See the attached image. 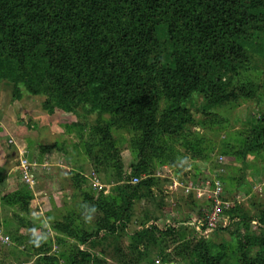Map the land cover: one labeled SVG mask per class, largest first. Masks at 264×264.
I'll use <instances>...</instances> for the list:
<instances>
[{
	"label": "rangeland",
	"instance_id": "obj_1",
	"mask_svg": "<svg viewBox=\"0 0 264 264\" xmlns=\"http://www.w3.org/2000/svg\"><path fill=\"white\" fill-rule=\"evenodd\" d=\"M232 58L221 81L230 90L242 69L245 94L212 105L200 91L174 107L161 99L146 136L124 118L98 132L110 115L80 105L77 114L48 112L47 96L0 79V264H200L206 251L218 264H242L240 236L256 258L264 248V31H249ZM52 140L65 157L63 178L43 182L46 170L33 165L28 183L20 165L35 157L27 144L40 153ZM216 198L220 224L204 237L196 227Z\"/></svg>",
	"mask_w": 264,
	"mask_h": 264
},
{
	"label": "trees",
	"instance_id": "obj_2",
	"mask_svg": "<svg viewBox=\"0 0 264 264\" xmlns=\"http://www.w3.org/2000/svg\"><path fill=\"white\" fill-rule=\"evenodd\" d=\"M251 30L264 31V0H0V79L47 96L48 112L110 115L98 132L124 118L146 136L161 99L245 94L242 69L230 90L220 69ZM249 241L239 238L242 264H264V248L247 255ZM218 262L206 251L200 264Z\"/></svg>",
	"mask_w": 264,
	"mask_h": 264
},
{
	"label": "crops",
	"instance_id": "obj_3",
	"mask_svg": "<svg viewBox=\"0 0 264 264\" xmlns=\"http://www.w3.org/2000/svg\"><path fill=\"white\" fill-rule=\"evenodd\" d=\"M40 108H41V110H43L42 107H40ZM55 111L58 112V110H55ZM48 126L53 128V124L49 123ZM49 138L51 139V137H49ZM54 140H57V139H54ZM52 142H53V143H51L52 145L51 144L50 145H44L45 144V141H44L43 147L41 148L40 153H38L39 152L38 148H37V150L34 149L35 143L33 141L28 143L27 146L30 147V150H31L30 154H29V158L35 157V160H34V158H33V160H32V158L30 160L31 167L33 165H38L39 168L46 170L42 173L43 174L42 177L45 180L43 182H49V183L56 182L57 184H59L60 178H63L62 177V167L65 166V160H64L65 157H64L62 149L56 143H54L53 140H52ZM37 184H38V179L35 177L34 178V184L32 186V190L34 189V185L36 186Z\"/></svg>",
	"mask_w": 264,
	"mask_h": 264
},
{
	"label": "built area",
	"instance_id": "obj_4",
	"mask_svg": "<svg viewBox=\"0 0 264 264\" xmlns=\"http://www.w3.org/2000/svg\"><path fill=\"white\" fill-rule=\"evenodd\" d=\"M21 171L24 178L28 183H32L33 180L29 177L28 169L31 167L30 163L25 159L22 160ZM217 186L215 185L214 194L217 196ZM223 205L220 200L217 198L214 200V203L211 205L209 211L205 214L203 219V225L201 227L197 226L196 229L199 230L204 237H208L213 231H215L220 224V218L222 215Z\"/></svg>",
	"mask_w": 264,
	"mask_h": 264
},
{
	"label": "clouds",
	"instance_id": "obj_5",
	"mask_svg": "<svg viewBox=\"0 0 264 264\" xmlns=\"http://www.w3.org/2000/svg\"><path fill=\"white\" fill-rule=\"evenodd\" d=\"M89 219L91 218V217H88Z\"/></svg>",
	"mask_w": 264,
	"mask_h": 264
}]
</instances>
